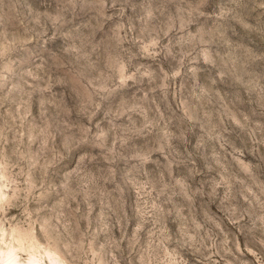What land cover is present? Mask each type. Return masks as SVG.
<instances>
[{
    "label": "rangeland",
    "instance_id": "1",
    "mask_svg": "<svg viewBox=\"0 0 264 264\" xmlns=\"http://www.w3.org/2000/svg\"><path fill=\"white\" fill-rule=\"evenodd\" d=\"M264 264V0H0V264Z\"/></svg>",
    "mask_w": 264,
    "mask_h": 264
},
{
    "label": "bare ground",
    "instance_id": "2",
    "mask_svg": "<svg viewBox=\"0 0 264 264\" xmlns=\"http://www.w3.org/2000/svg\"><path fill=\"white\" fill-rule=\"evenodd\" d=\"M36 264V263H35Z\"/></svg>",
    "mask_w": 264,
    "mask_h": 264
}]
</instances>
